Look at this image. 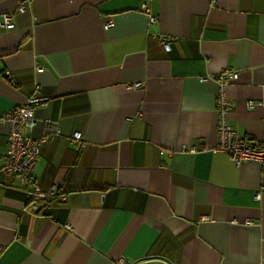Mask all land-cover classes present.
Masks as SVG:
<instances>
[{"label":"crops","instance_id":"1","mask_svg":"<svg viewBox=\"0 0 264 264\" xmlns=\"http://www.w3.org/2000/svg\"><path fill=\"white\" fill-rule=\"evenodd\" d=\"M5 13L0 114L45 96L19 130L59 132L30 198L1 171L0 123V264H264V165L215 149L220 94L238 136L264 139V0H0Z\"/></svg>","mask_w":264,"mask_h":264},{"label":"built area","instance_id":"2","mask_svg":"<svg viewBox=\"0 0 264 264\" xmlns=\"http://www.w3.org/2000/svg\"><path fill=\"white\" fill-rule=\"evenodd\" d=\"M208 3L213 4L217 0H207ZM24 3L20 1L17 5V11L22 12L24 10ZM142 9L146 10V6L142 5ZM153 17H149V21L154 22ZM113 24L112 19L106 18L103 22V29H107ZM13 22L10 14L0 15V28L9 29L12 28ZM163 47L168 50L169 45L167 39L161 41ZM222 78H234L236 73L232 71H224L221 73ZM4 77L8 81H12V76L9 71L4 72ZM226 80L222 81L224 84ZM133 87L141 86L140 82L132 84ZM47 100L45 96L38 94L30 95L23 105L15 107L10 111L0 114V123L7 125V141L4 148L5 162L1 166V171L12 175L16 178L19 184L28 189L30 198L37 196H43L37 183L32 177V170L37 160L40 146L43 142L49 141L54 135L58 134V129L51 128L49 132L41 136L38 139H31L24 136L20 132V127H32L36 124V120L33 117V107L35 105L41 106ZM217 108V121H216V137L217 142L215 149L222 151L230 155V157L239 165L242 162H251L257 165H264V139L252 140L238 136L236 131L228 124L226 114L229 111V105L224 98L223 94L218 97ZM246 106L251 107L252 102L247 101ZM48 120L44 121V124H48ZM50 126V125H48ZM73 138L76 141H80L81 134L75 133Z\"/></svg>","mask_w":264,"mask_h":264}]
</instances>
